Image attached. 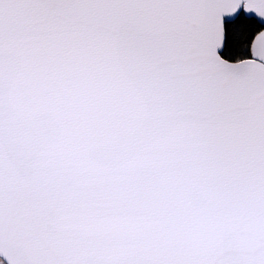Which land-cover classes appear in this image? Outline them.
Segmentation results:
<instances>
[{
  "label": "snow or ice",
  "instance_id": "obj_1",
  "mask_svg": "<svg viewBox=\"0 0 264 264\" xmlns=\"http://www.w3.org/2000/svg\"><path fill=\"white\" fill-rule=\"evenodd\" d=\"M0 264H264V0H0Z\"/></svg>",
  "mask_w": 264,
  "mask_h": 264
}]
</instances>
